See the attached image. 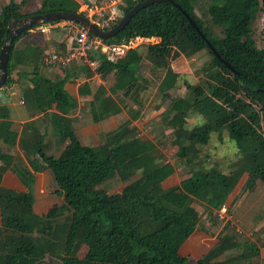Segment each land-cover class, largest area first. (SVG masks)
I'll list each match as a JSON object with an SVG mask.
<instances>
[{
    "label": "trees",
    "instance_id": "1",
    "mask_svg": "<svg viewBox=\"0 0 264 264\" xmlns=\"http://www.w3.org/2000/svg\"><path fill=\"white\" fill-rule=\"evenodd\" d=\"M142 1L123 0V5L117 8L121 16L103 29L114 27ZM174 2L181 10L167 2L150 4L138 11L115 37L102 42L120 45L136 39L158 40L148 45L146 59L156 71H163L157 84V93L162 100L169 101L163 113V124L170 128L178 124L173 131L177 154L182 166L189 169L188 177L179 182L175 181L174 166L165 162L157 146L141 138L133 125L141 117L140 109L129 108V119L106 133L102 143L82 144L69 116L77 108L78 98L64 89L74 78L75 70H66L71 66L63 68L62 77H52L43 71L47 49L55 47L56 43L40 31H34L41 24L12 39L4 87L15 83L11 74L17 71L24 108L43 114L49 130L41 134L35 122L27 121L19 133L13 129L7 108L0 107V143L8 147L18 145L31 171L49 170L58 195L69 208L60 248L62 264H189L178 252L200 229L199 213L193 203H204L211 215L223 207L228 209L229 197L244 176L243 193L251 192L257 181L264 185V47L256 48L251 38L253 23L260 14L264 42V0ZM28 4L29 0H10L3 6L0 51L13 35H6L10 25L11 30L25 18L54 12L77 14L80 7L75 0H40L37 10L26 14ZM206 41L219 58L212 54ZM18 43L22 48L17 47ZM74 46L69 39L62 40L58 53H67ZM202 51H207L211 57L202 69L204 82L185 83L191 100L171 97L169 92L180 77L174 62ZM90 58L95 59L98 66L91 70L79 65L86 80L79 85L77 95L91 97L88 111L91 122L100 123L127 109L125 99L143 107L141 92L146 90L147 84L140 74L142 57L136 49H129L113 63L97 51L91 53ZM95 74L106 84L92 92L90 79ZM191 111L205 118L206 123L187 129L183 114ZM223 131L228 133L240 156L236 167L228 173L209 163L207 156H199L200 147L208 144L211 133ZM47 134L52 139H47ZM0 163L7 164V169L17 175L27 189L20 193L0 186V264H37L43 250L31 238L35 230L32 221L36 218L31 195L34 176L13 155L1 150ZM3 171L2 165L0 184ZM112 178L123 184L121 191L115 194L100 188ZM56 210L55 205L43 216V228H36L48 238L54 229L52 218ZM217 239L194 264H253L254 259H264V246L241 243L235 235L224 232ZM78 244L86 247L82 258L74 254Z\"/></svg>",
    "mask_w": 264,
    "mask_h": 264
},
{
    "label": "rangeland",
    "instance_id": "2",
    "mask_svg": "<svg viewBox=\"0 0 264 264\" xmlns=\"http://www.w3.org/2000/svg\"><path fill=\"white\" fill-rule=\"evenodd\" d=\"M10 0H0V16H2V8ZM20 2V0H15ZM78 4L82 5L79 7L77 14H83L84 17L88 18L87 12L85 10V2L92 6L102 7L104 9V18L99 19L97 16H92L88 18L92 23L98 22V27L108 28L112 25V22H109V18H114V21L121 16V12L117 11V8L123 5V0H75ZM40 0H29L27 8L24 10V13L30 14L34 13L38 6ZM199 16L201 13L198 11ZM118 15V16H117ZM42 27L48 32H51L48 35L54 44L55 47H50L47 49V52H58L61 50L59 47L62 40L71 39L76 31L80 30V26L75 23L60 21L58 23L44 24ZM40 31V27H36ZM35 29V30H36ZM262 29V17L259 14L257 19L252 26L251 38L254 41L256 48L261 49L264 47V42L261 35ZM34 30V31H35ZM38 32V31H36ZM216 33H219L218 29H215ZM158 43L157 39H153L150 42L134 40L132 41V49H136L137 52L142 57V63L140 64V74L146 80V90L141 92V97L143 101V107L139 108L134 104L132 100L125 99V105L127 107L123 109L122 115L126 116L128 120L127 111L129 108L140 109L141 117L133 123L138 130V134L144 140L152 141L156 146L157 150L162 156L165 162L172 164L176 170L175 181L179 182L183 178L188 177L189 169L182 166V161L178 157L177 144L174 141L173 131L178 128V124H175L172 128L165 127L163 124V113L168 108L169 101L162 100L160 95L157 93V84L159 78L163 75V71H156L151 63L146 59L147 58V47L150 44ZM18 48H22V44L18 43ZM211 57L207 51H202L197 53L188 59L176 60L174 62L175 69L180 73V77L176 83V86L173 90L169 92L170 96L173 98L184 97L186 99H192L189 91L185 88V83L191 85H198L204 82L203 68H205ZM80 64H72L68 70H78L79 73L84 74L80 71ZM59 71L64 73L63 68H59ZM97 76V75H96ZM98 77V76H97ZM91 85L96 84L97 79H90ZM76 83V82H75ZM74 82L72 84H75ZM106 84V83H105ZM96 86L94 85V88ZM5 91L2 90L0 95L3 97ZM82 117L90 121L88 112L85 110L80 111L79 113ZM180 114V113H178ZM87 115V116H86ZM186 120V128L191 129L197 125H204L206 119L200 115H195L194 112H188L183 114ZM103 134L99 135V140L96 138V142H89L91 145H98L103 142ZM199 156H207L209 163L216 164L218 167L225 173L230 172L231 169L235 168L237 163L240 160V156L236 150L235 144L228 137V133L223 131L221 134L217 132H212L210 139L207 145L200 147ZM245 180V176L237 184L236 188L231 193L229 200L227 202V212L223 219L217 216V212H214L210 215L204 203L195 201L193 207L199 213L200 221L199 227L192 234V239L195 242L196 248H200V254L197 257H200L203 253L208 251L213 247L217 241L219 235L222 232L226 234L235 235L241 243L251 242L254 245L259 247L264 246V185L257 181L255 188L251 192L243 193L242 186ZM53 181V179H52ZM54 182V181H53ZM123 184H121L118 179L112 178L105 181L101 184L100 188L109 192L110 194H115L121 191ZM39 195L35 193V202L32 208V211L35 215L33 219V229L34 232L31 234V238L35 241L37 246L41 247L43 250V257L37 264H62L59 260V257L62 255L60 248L64 241V227L66 226L68 217L70 215L69 208L58 198H54L52 201H47L45 203L46 211L42 214H35L36 211V202L38 201ZM57 206V212L52 218L54 229L51 236H48L44 233L38 232L36 228H43L44 221L43 216L47 215L54 206ZM37 210V209H36ZM0 213V219H1ZM69 222V221H68ZM86 253V247L83 244H78L74 248V254L82 258ZM180 255H184L183 252H180ZM196 259V257H194ZM195 259L186 262L189 264H194ZM253 264H264V259L262 257L254 259Z\"/></svg>",
    "mask_w": 264,
    "mask_h": 264
},
{
    "label": "crops",
    "instance_id": "3",
    "mask_svg": "<svg viewBox=\"0 0 264 264\" xmlns=\"http://www.w3.org/2000/svg\"><path fill=\"white\" fill-rule=\"evenodd\" d=\"M9 3V2H8ZM6 3V4H8ZM80 5V4H79ZM82 6V5H80ZM43 25V24H42ZM36 29V28H35ZM35 31H39L36 29ZM34 32V31H32ZM51 32H48V30L43 33L44 36L47 39L48 35ZM80 67V66H79ZM79 69V68H78ZM43 71L54 77V76H64V73L59 71V68H51V67H43ZM74 78L71 79L69 82H67L64 86V89L71 95H74L78 98V105L75 111H73L69 116L73 119V128L75 131V134L79 141L88 146H92L91 144H88L89 142H96V139L99 140V135L103 134L104 136L106 133L115 130L121 123H124L126 121V116L122 115V112L109 117L108 119H105L101 121L100 123H93L91 121H88L85 116L82 117L79 113L80 111L85 110L86 112L89 111V101L91 100L90 96H84V97H78L77 91L79 85H81L86 79H84V74H81L78 72V70L74 71ZM12 79L15 83L11 84L9 87H4L0 89V93L2 90L5 91V94L3 97L0 95V107H5L8 110L9 114V120L13 123V129L18 131L20 133L22 129V125L27 121H33L36 124V127L38 128L39 132L41 134H44L45 131L47 132L49 130L47 119L43 116V114H34L30 111L28 112L23 105L22 96L20 92L19 87V80H18V72L15 71L11 74ZM93 79H97L96 84H94L96 87L104 84L105 82L102 81L99 77L96 76V74L92 77ZM75 84H72V83ZM91 85V84H90ZM94 85H91V91L93 92L95 90ZM87 116V115H86ZM47 139H50L52 136L50 134L46 135ZM96 138V139H95ZM52 139V138H51ZM0 150L4 153H9L13 155L18 161V163L23 166L27 167L31 174L34 176L33 183L31 184V195L33 197V205L35 202V193H38L39 198L36 202V213L35 214H42L45 213V203L49 200L52 201L54 198H58L61 201H63L62 197L58 195L57 193V187L52 181L51 173L49 170H43L41 172H33L28 166V163L22 153V151L18 148V145L15 147H8L7 145H4L0 143ZM4 167V171L2 173V180L0 186L5 189H9L12 191L25 193L27 192V189L22 184L21 180L17 175H15L13 172L7 169V164H1L0 166ZM32 205V208H33ZM1 222V219H0ZM194 235V233H193ZM193 236H191L180 248L178 255L184 259L188 258V261L192 258L197 261L199 258H201L205 253H203L200 257H197L198 254H200V248H196L193 243L195 242V239L193 241ZM180 252H183L184 255H180Z\"/></svg>",
    "mask_w": 264,
    "mask_h": 264
},
{
    "label": "water",
    "instance_id": "4",
    "mask_svg": "<svg viewBox=\"0 0 264 264\" xmlns=\"http://www.w3.org/2000/svg\"><path fill=\"white\" fill-rule=\"evenodd\" d=\"M158 2H167L175 6L178 10H181V8L174 2V0H144L142 2H139L135 4L124 16L123 18L112 28L109 29H101L97 27L94 23H92L88 18L81 16L79 14H73L70 12H54L49 14H43V15H36L29 18H25L21 20L19 26L17 28L11 29L9 26L8 30L6 31V35L9 33H12L13 35L10 37L7 44H5L1 51H0V89L4 88L6 80H7V71H6V65L8 62V54L11 49L12 45V39L13 37L17 36L20 32L24 30H28L31 27L36 26L37 24H50L52 22L57 21H67L71 23H75L82 28H84L89 34H91L93 37H96L101 40H108L110 38L115 37L121 30H123L130 19L142 8ZM183 15L187 18L188 22L192 25V27L196 30V32L205 39L202 32L197 28V26L193 23V21L189 18V16L183 12ZM206 44L209 48V50L212 52V54L219 58L216 54L213 47L210 45L208 41H206ZM228 68L230 66L227 63H224Z\"/></svg>",
    "mask_w": 264,
    "mask_h": 264
},
{
    "label": "built area",
    "instance_id": "5",
    "mask_svg": "<svg viewBox=\"0 0 264 264\" xmlns=\"http://www.w3.org/2000/svg\"><path fill=\"white\" fill-rule=\"evenodd\" d=\"M90 3V2H89ZM87 2L85 4V10L87 12L88 18L92 16H97L99 19L104 18V9L102 7L90 6ZM109 22H113L114 18H109ZM94 24L98 27V22H94ZM44 25V24H43ZM46 25V24H45ZM40 27V32L45 33V30L42 25ZM146 41L150 42L153 39H136V41ZM70 43H73L75 46L71 48L67 53L60 54L58 52H48L45 58L43 59V65L51 68H66L71 66L72 64H80L89 67L91 70H95L98 66L97 61L95 59H91L90 55L93 52H98L103 55L108 62H115L117 59L125 56L126 52L129 49H132L130 42L129 44H120V45H109L102 42L101 39L96 37L91 38L88 35V32L85 29H80L76 31L74 36L69 40ZM227 209L226 207L221 208L217 212V216L221 219L226 215Z\"/></svg>",
    "mask_w": 264,
    "mask_h": 264
}]
</instances>
